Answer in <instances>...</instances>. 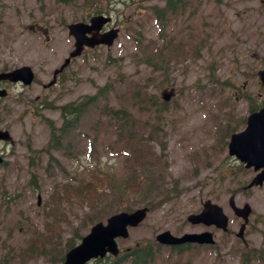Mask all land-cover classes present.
I'll use <instances>...</instances> for the list:
<instances>
[{
	"label": "rangeland",
	"instance_id": "1",
	"mask_svg": "<svg viewBox=\"0 0 264 264\" xmlns=\"http://www.w3.org/2000/svg\"><path fill=\"white\" fill-rule=\"evenodd\" d=\"M98 3L120 27L118 37L109 49H86L72 60L63 82L45 90L51 109L42 115L58 126L59 105L92 95L108 82L111 88L99 96L97 108L82 114L76 130L62 135L57 149L49 152V132L39 117L22 114V107L15 104V111L5 114L13 141L1 147L7 164L0 165V261L61 264L51 258L64 253L68 239L75 245L92 224L125 210L117 206L116 185L122 187L129 178L134 181L133 175H142L138 172L155 175L163 192L153 195L152 189L146 197L129 200L131 210L148 206L149 211L137 227L129 229L126 239H118L121 250L139 242L153 244L154 236L165 230L179 235L207 229L213 231L217 249L190 245L178 254L158 246L153 264H235L234 251L245 245L236 235L242 220L227 203L231 195L236 205L251 207L244 229L249 248L264 249V183L243 189L247 174L226 150L230 134L242 129L251 107L264 104V84L257 75L264 71L261 0H191L182 13L163 24L148 8L161 1ZM0 5L1 61L11 68L30 65L38 82H48L72 48L65 24L86 15L81 0L71 5L56 0H0ZM32 21L47 25L46 46L41 45L42 37L25 31L24 25ZM38 89L33 84L25 91L34 96ZM164 89L175 92L166 108L149 107V95L161 98ZM105 104L124 112L118 114L127 120L126 130L134 132L133 142L149 147L140 150L148 152V162L157 161L159 168L140 171L133 166L132 150L116 133V120L109 124L105 111L100 112ZM90 181L105 195L97 205L107 212L100 210L93 217L90 207L71 198L50 203L52 196L62 194L61 184ZM172 187L177 196L164 200ZM208 199L228 216L227 233L187 222V215L197 213ZM48 221L58 222L50 234L45 231ZM36 234L49 236L43 241L44 252L40 248L25 254ZM250 264L260 262L252 259Z\"/></svg>",
	"mask_w": 264,
	"mask_h": 264
},
{
	"label": "water",
	"instance_id": "2",
	"mask_svg": "<svg viewBox=\"0 0 264 264\" xmlns=\"http://www.w3.org/2000/svg\"><path fill=\"white\" fill-rule=\"evenodd\" d=\"M110 20L109 17L102 15L93 16L88 23L78 22L68 25L69 34L74 39V49L69 54L70 57L77 56L81 53L83 46L93 47L97 44H105L110 46L113 39L117 35V30L112 29L105 33L99 34L101 27ZM90 34V36H87ZM67 58L60 71L69 61ZM260 80L264 82V72L259 73ZM0 77L9 78L12 81L21 79L25 84L32 80V73L29 67H22L10 73L2 74ZM163 98L167 100L169 95L163 94ZM246 128L243 132L233 134L230 137L228 145L229 153L236 156H244L248 161L246 166L254 165L255 168L261 167L262 170L250 184L261 183L264 180V153L254 151L255 147H264V106L258 113H252L247 117ZM6 132H0V138L7 139ZM1 161V158H0ZM230 205L234 207L233 199L229 200ZM147 208L137 209L132 213L121 212L110 216L106 224L96 223L90 229V232L82 237L79 245L67 252L64 264H84L87 260L96 256H103L106 252L116 254L118 249L114 238L127 236L126 227L134 226L140 222L145 216ZM236 214L241 215L244 219L250 211L247 204L242 209L234 208ZM192 222H204L205 224H215L225 229L227 218L222 213L220 207L211 204L209 201L204 203V210L198 215H192L188 218ZM156 240L165 244H179L184 242H212L210 233L202 234H184L181 237H174L168 231H164L156 236Z\"/></svg>",
	"mask_w": 264,
	"mask_h": 264
},
{
	"label": "trees",
	"instance_id": "3",
	"mask_svg": "<svg viewBox=\"0 0 264 264\" xmlns=\"http://www.w3.org/2000/svg\"><path fill=\"white\" fill-rule=\"evenodd\" d=\"M58 3H66V4H70L72 2L76 3L78 0H56ZM99 0H97L98 2ZM110 0H107V2H109ZM188 2V0H165V6L164 8H158L157 5L152 6L151 9L154 12V14L156 15V17L158 19H162V15L164 12V15L166 13H174L177 10H181L183 7V2ZM82 8L87 10L86 13L87 14H91V12H95L96 10V6H97V2L96 0H83L82 1ZM99 8V7H98ZM99 10H101L99 8ZM164 10V11H162ZM91 11V12H90ZM97 12H99L98 10H96ZM100 92V91H99ZM154 96L149 95L148 100H151ZM97 100V96H86L84 97L83 100L79 101L76 104L73 103H69L66 105H63L60 110L62 113V117L64 118L63 124L60 128V131L63 132L67 129H69L70 127H72V124H74L75 119L77 118V116H81L83 113L86 112V110L88 108H90V106L92 104H95ZM167 106V104L163 103V108H165ZM121 110H114L113 108H109L108 109V113L109 114H115L120 112ZM107 112V111H106ZM123 112V111H121ZM123 125H125V123H122ZM132 132V131H131ZM129 132L128 134V140H131V138L135 135L134 133ZM53 145H57V142H55ZM137 159H142V157H144L145 155H148L147 153H143V152H137ZM142 174L139 178L137 177V175H133L131 178L134 179L136 178L134 181H131V179L129 178L122 187H118L116 185L118 194H117V206H122L125 209H129V200H132L131 198H135L137 195H139L140 197H146L148 192H150L152 190V188L157 192L158 187L156 186V181L154 182L152 177L150 175H146L144 173H139ZM83 184H77V185H71L70 183H65L63 184L61 187V195H57V198L60 200L61 196L62 199H73L77 202L80 203H84L86 204L88 207H90V209L93 210V217L97 216L99 214L100 210H104L107 212L106 209L100 207L99 205H97V203L99 202V197H105V195L100 194L95 188L96 186L92 184V182H82ZM108 185L112 186L110 184V182H105ZM114 191V192H115ZM83 199H88V200H83ZM115 201V200H112ZM124 202H127V204H123ZM109 213V212H108ZM64 216V215H63ZM52 228L56 229L58 228V222L54 221L48 223L45 225V231L47 234L52 233ZM45 239H49V236L45 234H36L34 239L31 241V243L29 244V247L27 250H25V254L27 252H36V250L41 248V252H44V243L43 241ZM74 240V239H73ZM73 245L72 239H68V241L65 244V248L68 249ZM130 256V264H146L152 261L153 259V246L152 244L148 243L145 245H140L137 247H134L130 253L126 254ZM62 257L58 256V257H54L52 256L51 260L52 261H56V260H61ZM123 263V259H111L110 263L107 264H122ZM0 264H6L5 260H1ZM94 264H99V262H95ZM105 264V263H103Z\"/></svg>",
	"mask_w": 264,
	"mask_h": 264
},
{
	"label": "flooded vegetation",
	"instance_id": "4",
	"mask_svg": "<svg viewBox=\"0 0 264 264\" xmlns=\"http://www.w3.org/2000/svg\"><path fill=\"white\" fill-rule=\"evenodd\" d=\"M29 29L32 32L36 31H44V28L39 26L38 24H34L29 27ZM7 71V69L4 67L3 62L0 59V72ZM33 83L39 88V93H35L34 96H31L30 94H27L25 89L30 86H25L21 82L17 83H11L6 80H0V90H6L7 95L6 96H0V130H6L5 127V121L4 117L5 114L8 116V114H12L15 110L14 107H12L13 104L17 106H21V112L24 115H36L38 114V110L35 109L34 106H38L40 110L44 108V104L42 100L47 101V95L44 93L47 87H45V83L42 81L38 82V79L33 80ZM9 97V101L6 102V100ZM9 143L6 140L0 139V154L4 156V149L1 150V147L8 145ZM248 171L254 173L252 169H249Z\"/></svg>",
	"mask_w": 264,
	"mask_h": 264
}]
</instances>
